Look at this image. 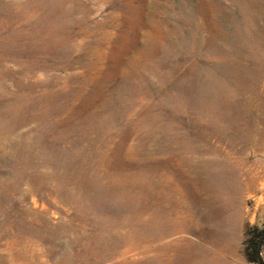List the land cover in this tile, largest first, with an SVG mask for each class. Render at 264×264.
<instances>
[{
    "label": "rangeland",
    "instance_id": "rangeland-1",
    "mask_svg": "<svg viewBox=\"0 0 264 264\" xmlns=\"http://www.w3.org/2000/svg\"><path fill=\"white\" fill-rule=\"evenodd\" d=\"M220 204L264 264V0H0V264H196Z\"/></svg>",
    "mask_w": 264,
    "mask_h": 264
},
{
    "label": "bare ground",
    "instance_id": "bare-ground-1",
    "mask_svg": "<svg viewBox=\"0 0 264 264\" xmlns=\"http://www.w3.org/2000/svg\"><path fill=\"white\" fill-rule=\"evenodd\" d=\"M41 7L43 6L41 5L30 6V8L35 9V10L41 9ZM220 205L224 207V210L221 209V206H220V209L222 210L221 212L222 214L219 213L220 216L218 218L219 219L218 224H216V226H214V228L211 231L209 232L206 231L207 233L206 232L204 233L203 231L197 236V239L200 242V245H199L200 249L197 252V254L194 253V255L190 258L192 261L196 262V264H205L206 260L210 262L208 264H215L217 263V261L219 262L220 259L225 256V251H227L226 249L228 248V246L232 244V242L236 238V221H235L236 220V210L232 207L231 208L228 207L226 204H220ZM168 211L170 212V210ZM226 211L228 212L230 211L229 215H224ZM173 214L174 213L170 214V216L165 218L164 220L159 221V224L156 227L157 235H158L157 237L158 242L162 243L160 250H165V248L169 249V247H171L173 243H176V241H174L173 238L176 237V238L184 239L183 236H180V235L188 234L184 222L181 220L179 221V217L173 216ZM140 225H141L140 226L141 239H140V244L138 242L137 248L135 247L137 250L138 249L142 250V248L144 247L143 244H144V238H145V230L143 228V218L142 217H141ZM134 242L136 243L137 241H134ZM133 247L129 246V249L122 253L123 254L122 257L126 258L128 254L130 253L129 251L134 249ZM193 248L194 247H192V249ZM134 251L135 250H133L132 253H134Z\"/></svg>",
    "mask_w": 264,
    "mask_h": 264
},
{
    "label": "trees",
    "instance_id": "trees-1",
    "mask_svg": "<svg viewBox=\"0 0 264 264\" xmlns=\"http://www.w3.org/2000/svg\"><path fill=\"white\" fill-rule=\"evenodd\" d=\"M262 241H257V239L254 237V238H250L248 240V249L246 251L247 253V256L249 258V260L251 262H257L259 264H263L261 258H260V250H261V246H262ZM255 252V258H253L251 252Z\"/></svg>",
    "mask_w": 264,
    "mask_h": 264
}]
</instances>
